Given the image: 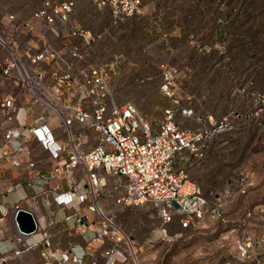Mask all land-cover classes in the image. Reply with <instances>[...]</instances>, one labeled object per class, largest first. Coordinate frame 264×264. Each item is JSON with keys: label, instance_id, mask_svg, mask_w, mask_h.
<instances>
[{"label": "built area", "instance_id": "built-area-1", "mask_svg": "<svg viewBox=\"0 0 264 264\" xmlns=\"http://www.w3.org/2000/svg\"><path fill=\"white\" fill-rule=\"evenodd\" d=\"M14 1L23 0H0V159L16 166L25 138L48 153L54 165L40 177V194L61 207H81L72 212L75 223L93 232L104 264H140L142 246L116 209H155L162 236L173 225L185 232L223 218L220 199H207L190 173L214 138L244 126L243 113L196 111L189 95L177 94L174 69L161 65V92L170 104L153 126L133 103L115 101L110 77L117 59L86 63L101 35L76 22V0H39L26 18L10 10ZM87 2L108 10L117 25L137 14L142 0ZM254 103L264 107V97ZM240 182L241 193L254 184L248 172ZM37 225L35 235L12 238L15 245L39 235L50 247L46 229ZM263 244L264 238L246 235L237 242L238 260L264 264ZM86 255L63 253L56 264H84ZM91 257L90 264H98Z\"/></svg>", "mask_w": 264, "mask_h": 264}, {"label": "rangeland", "instance_id": "rangeland-1", "mask_svg": "<svg viewBox=\"0 0 264 264\" xmlns=\"http://www.w3.org/2000/svg\"><path fill=\"white\" fill-rule=\"evenodd\" d=\"M23 1L10 10L26 18L40 1ZM76 2V22L101 35L86 63L117 59L110 77L117 103L131 102L151 125L159 123L170 104L161 92L164 65L196 111H240L246 121L214 138L190 173L207 199H220L223 218L185 232L173 225L162 236L155 209L120 216L142 246L140 264H243L237 242L264 238V107L254 103L264 97V0H142L137 14L117 25L108 10ZM245 172L254 184L241 193ZM258 252L264 258V244Z\"/></svg>", "mask_w": 264, "mask_h": 264}, {"label": "crops", "instance_id": "crops-1", "mask_svg": "<svg viewBox=\"0 0 264 264\" xmlns=\"http://www.w3.org/2000/svg\"><path fill=\"white\" fill-rule=\"evenodd\" d=\"M20 143L22 151L16 166H13L9 159H0V264H56L63 253L71 257L84 251L87 253L84 264H90L91 255H94V258L97 256L98 264H104L102 257H99L98 244L91 241L93 232L84 230L75 223L72 212L81 211V207H61L40 194L43 188L40 177L53 167V160L33 139H21ZM57 182L58 180L51 182L50 186L53 187ZM59 182L66 188L64 179ZM9 188L12 190L8 191ZM15 205L31 212L44 230L47 227L46 222H52L46 229L50 247H46L39 235L30 239L24 238L15 245L12 241V238L18 236L13 223ZM138 209L142 208L116 209L118 221L122 223L120 216ZM15 246L17 253L13 251Z\"/></svg>", "mask_w": 264, "mask_h": 264}, {"label": "water", "instance_id": "water-1", "mask_svg": "<svg viewBox=\"0 0 264 264\" xmlns=\"http://www.w3.org/2000/svg\"><path fill=\"white\" fill-rule=\"evenodd\" d=\"M38 219L24 209H17L13 214V223L19 235L31 237L37 231Z\"/></svg>", "mask_w": 264, "mask_h": 264}]
</instances>
